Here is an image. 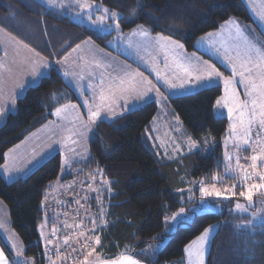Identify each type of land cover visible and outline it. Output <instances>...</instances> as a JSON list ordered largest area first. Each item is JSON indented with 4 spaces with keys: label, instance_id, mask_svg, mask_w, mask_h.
Instances as JSON below:
<instances>
[{
    "label": "trees",
    "instance_id": "trees-1",
    "mask_svg": "<svg viewBox=\"0 0 264 264\" xmlns=\"http://www.w3.org/2000/svg\"><path fill=\"white\" fill-rule=\"evenodd\" d=\"M94 1L121 12L126 19L136 12L141 13L134 23L121 21L122 31L141 24L152 34L163 32L167 36L169 30L175 29L173 39L183 43L188 52L206 58L205 53L194 47L196 40L218 29L230 18L259 28L243 0ZM138 3L142 8L137 7ZM42 5L43 0H0V28L52 63L84 40H92L102 48L118 53L109 45L115 31L110 34L100 32L67 12L63 15L51 10L45 12ZM152 17L159 21V26L152 22ZM48 76L50 78L44 79L40 87L26 88L17 98L16 112L9 113L0 125V164L5 161V152L54 118L52 113L56 107L78 101L73 88L54 66ZM53 93L57 96L55 102ZM222 94V86L215 84L190 94L168 96V103L163 107L180 118L187 137L210 135L220 140L228 120L215 116L214 104ZM159 110L158 104L149 101L122 119L98 122L95 133L89 138L90 158L74 163L71 170L65 172V178H73L72 171L93 176L99 167L104 170L102 177L112 182L111 195H104L109 212L105 220L109 227L97 232L103 247H97L96 251L103 259H115L123 253L147 264L183 263L185 246L205 228L217 224L207 264H264V229L260 224L254 225L252 230L238 227L249 216L226 209L198 214L191 222L180 223L156 259L140 254L157 241L154 237L164 235L165 215L184 205L181 197L186 194L176 192L175 188L183 186L185 178L212 181V177L224 169L220 142L207 156L201 150H195L173 161L159 160L147 134ZM61 160V154L57 152L27 176L13 181H7L0 172V199L8 206L11 227L20 236L25 254L36 259L38 264L46 261L38 233V224L43 217L42 202L49 183L60 176ZM126 246L131 248L130 252L125 251Z\"/></svg>",
    "mask_w": 264,
    "mask_h": 264
},
{
    "label": "snow or ice",
    "instance_id": "snow-or-ice-1",
    "mask_svg": "<svg viewBox=\"0 0 264 264\" xmlns=\"http://www.w3.org/2000/svg\"><path fill=\"white\" fill-rule=\"evenodd\" d=\"M42 6H44L45 12L51 10L57 15H63L67 12L78 19H86L88 24L100 32L110 34L112 31H115L118 34L117 39L121 41L128 39L122 34L121 21L134 23L141 15L140 12H136L126 19L121 12L112 10L101 4H96L94 0H43ZM137 7L142 8V5L138 3ZM77 9L78 11H74ZM256 15L260 21L259 27L261 32H264V6L256 11ZM151 19L156 26H159V21L154 17ZM222 28L228 29L226 37L222 31L209 32L205 36L200 37L194 47H207L210 49L221 59V63L228 67L230 75H225L215 64L201 59L195 53L191 55L186 54L184 51L185 45L179 40L172 38L176 34L175 29L169 30L170 34L167 36L163 32H160L152 37L150 29L144 25L137 24L129 34V36L145 38L144 41L136 45H133L130 39L128 40L127 46L129 48L135 47L138 56L141 48L146 49L149 47L163 54L162 61L155 58L152 60V71L156 73L158 81H163L164 86L169 92L172 90L191 91L196 88H211L217 81H222L224 95L215 100V108L227 109L230 124L228 137L225 138V147L227 149V139L233 138V147L236 149V153H230L228 150L224 152V159L227 161L224 165V175L213 176L212 180L214 183L211 187L202 181L198 182L200 183L198 189L200 199L198 202L193 199L192 195H188L187 203L193 205L192 207H180L171 216L165 215L163 221L165 226L164 235L153 238L154 240H159L160 243L156 245L155 250L149 245L147 250L140 253L141 255H150L153 259H156L159 253L166 247L171 231L180 223H186L189 216L209 214L225 200L231 203L233 197H243L249 202L247 207L239 202L235 203L236 210L248 212L249 208L253 209L246 223L238 225V227L252 230L255 221L260 220V227L264 229V200L259 202V207L252 204L254 194L257 192L264 194V39H261L255 30L241 24L235 18L225 21ZM217 36L221 37L220 41L213 39ZM12 41H15V38H12ZM109 43H112V41H109ZM23 47L28 48V45L24 44ZM80 47L79 44L76 45L73 51H77ZM29 51L32 55L24 58V60H18L19 52L14 51L10 64L0 63V70L9 74L8 78H6L0 73V116L5 113L6 104L11 103L12 107L15 108L18 98L16 89L25 88V85L20 83L19 79L9 86L8 80L14 71L18 74L25 73L31 76L32 86L37 88L40 87L44 79L50 78L47 72L42 71V69L51 68L48 60L41 57V54L34 48L29 49ZM7 55L8 53L5 52V56ZM169 59L172 61L171 65L169 64ZM66 62V57L63 62L60 60L56 61L57 64ZM161 62L164 64L166 71L172 70L171 77L162 74L159 68V63ZM25 64L28 66L25 67ZM93 64L95 68L111 69V72H107V74L102 72L97 77L94 70L88 71L89 82L87 88L93 93L91 99L84 96L85 85L81 83L85 79V70L83 68L80 72H69L67 69L62 70V77L68 81L70 87H74L79 92L83 99L82 107L86 109L84 115L87 116V120H84L83 115L78 113L75 121L71 122H79L78 129H69L72 135L79 138L73 139V144H78L81 140L88 139V133H95L98 121L103 123L109 120L122 119L124 115L132 111L131 103H148L149 101L159 105H166L168 103V97L151 80L144 77L143 73L133 71L127 67H113V65L104 64L99 60H94ZM69 77L73 79L69 80ZM93 81L97 82L94 83ZM237 85L243 86L244 99H241ZM52 99L54 102L57 100L55 93L52 94ZM118 101H122V103H118ZM79 107L81 105L72 104L69 101L60 107H56L52 114L61 118L62 113H67L69 110L75 111ZM176 120L179 122L178 116ZM253 137L255 138L253 139ZM67 139H71V136L67 137ZM52 143L63 144L64 139H56ZM186 143L189 153L202 145H208L206 151L214 148V145L210 143V138L197 141L192 137H187ZM253 144H255V147L252 146ZM244 146H248L253 153L250 157L244 158L251 161L248 165H242L240 163L241 157L238 155V152L242 151ZM179 148L180 146L177 145V152H179ZM70 151L74 155L79 156V161L76 162L87 161L90 158V153L86 148L80 153H77L74 148L70 149ZM13 152L14 149H9L5 152L3 154L5 162L4 164H0V170H2L3 175L6 177H11L13 172L21 171L10 162L9 158L12 157ZM233 158L236 160L235 167L231 163ZM168 159L175 160L176 157L169 156ZM69 165L70 158L63 157L61 160L62 171ZM248 168H251V171H248ZM103 172V169L97 167L93 173V180L97 174L103 176ZM227 179L236 180L237 183L224 188L217 186V182L223 184ZM111 183L104 179L95 188L91 184L88 186L90 191L96 193L95 200L98 212L89 218L93 227L91 229L80 230L79 236L73 241V244L78 245V247L70 245V240L75 236V233H72L71 235L64 236L62 243L57 238V243L53 246L52 250H49L48 245H53L52 238L56 237L57 230L55 228L52 230V238H45L43 232L44 225L40 226V236L45 239L43 255L46 258L47 264H57V261H60L61 264H75L76 260L81 256L83 257L81 264H140V261L133 258V256L123 253L115 259H103L99 254L94 259H90L96 253L97 247H103L101 236L96 233L109 227L105 220L109 212L104 206L103 194L107 192L111 195ZM238 187L240 190L237 192ZM177 191L183 193L184 190L177 189ZM188 191L191 193L192 189ZM91 198L87 195L84 196L85 200ZM45 199H47V196ZM181 199L183 200L184 197L182 196ZM76 203L79 204L80 201L77 200ZM64 227L71 228L72 226L65 224ZM0 229H4L7 232L5 223L0 222ZM216 230L217 226L215 225L205 228L199 236L185 246V251L189 255V264H204V257L207 251L206 246L214 238L212 233ZM89 232L93 233V235H89ZM7 239L10 251L13 254L11 264H35V259L25 256L26 249L15 240L11 233L8 234ZM65 246H70L71 251H62ZM5 251L4 248H0V264H9ZM125 251L130 252L131 248L126 246Z\"/></svg>",
    "mask_w": 264,
    "mask_h": 264
},
{
    "label": "rangeland",
    "instance_id": "rangeland-1",
    "mask_svg": "<svg viewBox=\"0 0 264 264\" xmlns=\"http://www.w3.org/2000/svg\"><path fill=\"white\" fill-rule=\"evenodd\" d=\"M250 8H251V5H250ZM252 17H253V15H252ZM74 18L78 19L77 17H74ZM78 20H81V19H78ZM254 20L257 21L255 18H254ZM85 22H87V20ZM258 23H259V21H258ZM245 25H247V24H245ZM248 27H250V29L255 30V32L260 36V38L264 39V32H261V29H259V28L257 29L253 25L248 26ZM131 31H129L128 33L122 31V34L125 37H127L128 39L121 41V40L117 39V36H116L115 40L112 41L111 46L113 48L118 47L119 52L123 56H125V58L130 60V62H132L133 64H135L136 66H138L142 70L144 69L147 74L149 72L152 76H151V79L150 78H147V79L151 80L152 82L154 80V84L158 88L162 87V89L160 91L162 93H164L167 97L168 96H176L175 94H182L183 91H179V90H172L171 92H169L166 89V87L164 86L163 81H158L156 79V73L152 71V60L155 58V59H158L159 61H162L163 60V54L162 53H160L158 50H154L151 47H149L146 49L141 48L139 56H138L136 54L137 50L135 47L129 48L127 46L129 39L132 41L133 45H136V44L140 43L141 41H144V39H145V38L139 37V36H129ZM223 31H225V30H223ZM225 33L228 34L227 31H225ZM155 35L156 34H154V35L151 34L152 37H154ZM149 39H151V37H149ZM0 46L2 48H8V44L4 40H1V39H0ZM200 48L205 49L204 47H200ZM184 51L188 55L192 54V53H188V51L186 49ZM193 53L197 54L196 52H193ZM158 54L160 55V57H158ZM211 54L213 56L215 55L214 53H211ZM216 57H218V56H216ZM24 58L25 57L22 55L18 57L19 60H24ZM122 60L124 61L123 63H126V64L128 63L127 65H129V62H127L124 59H122ZM220 61H221V59H220ZM108 62H109V60L107 59V63ZM171 63H172V61H171V59H169V64L171 65ZM219 64L222 65L221 63H219ZM114 65L119 66L115 62H114ZM122 65H123V67L128 68V66H126L125 64H122ZM27 66L28 65L25 64V67H27ZM54 66L59 67V65L56 62H54ZM222 66L226 70L228 69V67L226 65H222ZM130 67H132V66H130ZM159 68H160L162 74L167 75L168 77H171L172 70L170 69V70L166 71L164 68V64L162 62L159 63ZM134 69H137V68H134ZM135 71H139V70L137 69ZM176 71H178V70H176ZM47 73H49V72H47ZM144 77H147V76H144ZM152 78H154V79H152ZM137 79H140V78H137ZM240 87H241V89L239 91L240 96H241V99H244L245 98L243 95L244 89H243L242 85H240ZM198 89L199 88H196V90H198ZM164 90H166L167 92H164ZM182 95H186V94H182ZM223 95H224V91H223ZM118 103H122V101H118ZM145 104L146 103H131V107L133 110V109L139 108ZM159 107H160V110H159L158 114L155 116V118L152 120L151 126L147 130V134H148V136L152 142L153 150L155 152L156 157L161 161H173L172 159H168V157L174 156L177 159V158H180L181 156L189 153L188 148H187V143H186L187 136L183 132V126H182V122H181L180 118H179V122H177V120H176L177 115H175L171 112H167V110H165V107H163V105H159ZM117 110H119V109H117ZM7 114L4 116L3 120L7 119ZM214 114L216 117H226L227 118L228 124H227L226 132L222 135L220 140L219 139L217 140L210 135L201 136L199 138H193L194 140H197V141H201L205 138H210V143L214 145V148L209 149L207 151H206V149H208V145H202V146L198 147L197 149H194L193 151L201 150L203 155L207 156L210 153L214 152L217 144L220 142L222 144L223 159H224V152L226 150H228L230 153H236V149L233 147V143H234L233 138L227 139V149L225 147V138L228 137L230 120L228 118L227 109L226 108L216 109L215 104H214ZM3 123H4V121H3ZM49 125H51V124H48L47 127H49ZM52 125H54V124H52ZM52 131H53V129L48 128L47 133L51 134ZM62 138H63L62 136H60L59 138L54 137V140L62 139ZM254 138L255 137H253V139ZM77 139H79V138L77 137ZM84 142H85V139L81 140L80 143L74 144L73 148L77 147L81 152H83L84 151ZM50 145H51V147H48V148H52L53 150H57L60 148H62L63 150L66 148V152H67V149L69 150V148H67L65 146L66 145L65 139H64L63 144L58 145V144H54L51 142ZM177 145L180 146L179 152L176 151ZM252 146L255 147V144H253ZM88 152H89V150H88ZM252 154L253 153H252L251 149L248 146H244L243 150L238 152V155L241 157L240 163L242 165L250 164L251 161L246 160L244 158L250 157ZM52 155L47 156L45 160H47ZM67 157H69L70 159H71V157H73L74 159L73 160L71 159L70 165L67 168H65L63 171H61L58 179H54L49 183L48 188L44 194L43 204H42L43 217H42L40 223L38 224L39 239L42 242L43 246L45 245V239L41 238V236H40V232H41L40 226L42 224L44 225L43 232H44L45 238H51V233H52V230L54 228L57 230L56 234L58 235L59 240H62L63 237L66 235H71L72 233H75V236H73L72 240H70V245L78 247V245L73 244V241L75 240L76 237L79 236L80 230L91 229L93 227L89 218L98 212L97 202L95 200L96 193L90 191L88 186L91 184L92 187L95 188L97 185H99L101 183L102 180H104L106 178H103L102 176L96 175L95 179L93 180V176H91L87 172L79 173L78 171L77 172L72 171V175L74 176L73 178H65V175H66L65 172L68 170H71L73 164L76 163V161H79V156H77V155H72V156L67 155ZM225 163H227V161L224 159V165H225ZM231 163H232L233 167H235V164H236L235 158L232 159ZM258 170H261V169H258ZM248 171H251V168H248ZM222 175H224V169L222 172H218L214 176H222ZM181 178H182L181 179V181H182L183 177L181 176ZM185 179H186V181L184 180V185L179 187V188L176 187L175 191L178 192L177 189H183L184 190L183 194H186V195L183 196L184 197V199H183L184 205L181 207L190 208L193 205L187 204L186 201H187L188 195H192L193 199L197 202L200 199V192L198 190L200 187V183H198V182L202 181L204 184L211 187L212 184L214 183V181L213 180L208 181L207 179H200V178L199 179L185 178ZM106 180H108V179H106ZM257 182H259V181H257ZM234 183H237V181L233 180V179H227L225 181V183H223V184H220L217 182V186L220 188H224L226 186H231ZM69 186H71V187H69ZM189 189H192L191 193H189V191H188ZM239 190H240V188L238 187L237 192ZM178 193H181V192H178ZM105 194H108V193L104 192L103 195H105ZM86 195L89 197H92V198L85 200L84 196H86ZM46 196H47V199H45ZM106 196L107 195H105V197ZM219 199H223V198H219ZM77 200L80 201L79 204L76 203ZM262 200H264V194H262V192H257L253 196L252 204L255 205L256 207H259V202ZM237 202L245 205L246 207L249 203L243 197L237 196V197L232 198L231 203H229L227 200H225L218 207H215L212 210V212H222L223 210L226 209V210H232L233 212L238 213V214H242L244 216L248 215L249 216L248 218H250L251 212L253 211V209L249 208L248 212L238 211L235 209V203H237ZM104 206H105V200H104ZM178 210H176L170 214H167V215L171 216L173 213L177 212ZM193 218H194V216H189L186 223L191 222L193 220ZM186 223H183V224H186ZM244 223H246V222H243V223L241 222L239 225L244 224ZM65 224L71 225L72 227L71 228H65L64 227ZM259 224H260V220H256L254 225H259ZM214 225L217 226V229H218V225L217 224H214ZM210 226H213V225H210ZM176 228L177 227H175L171 231L169 236L176 230ZM216 232H217V230L214 233H212L213 237H214ZM164 233H165V228H164ZM88 234L93 235V233H90V232ZM14 235H16V234H14ZM169 236H168V238H169ZM13 237L25 249V247L23 246L24 244H22V242L20 241V238L17 235L13 236ZM212 240H213V238L210 240V243L206 246L207 251H206L205 257H204V264H207V257H208V253H209V250L211 247ZM56 243H57V241L53 240V245H48V246L53 247ZM159 243H160V241L157 240L153 245H151L152 249L155 250L156 245ZM148 248H149V245L146 247L145 250H147ZM65 249H66V251H71L70 246H65ZM97 254H99V253L96 251V253L93 254V257H91L90 259H94ZM99 255H101V254H99ZM25 256L27 258H33L32 256H28L27 254H25ZM10 258L12 260L13 257H10ZM53 258H55V257H53ZM81 259L83 260L82 256H81ZM81 259L80 258L77 259L75 264H81V261H80ZM35 264H38L36 259H35ZM46 264H47V261H46ZM57 264H61V262L57 261ZM168 264H189V255L185 251L183 263L174 262V263H168Z\"/></svg>",
    "mask_w": 264,
    "mask_h": 264
},
{
    "label": "crops",
    "instance_id": "crops-1",
    "mask_svg": "<svg viewBox=\"0 0 264 264\" xmlns=\"http://www.w3.org/2000/svg\"><path fill=\"white\" fill-rule=\"evenodd\" d=\"M243 1L246 3L250 13L257 20L255 22H256L257 26L259 27L260 21H259L258 16L256 15V11L260 10L261 7L264 6V0H243ZM94 3L101 4V3L95 2V1H94ZM250 5H251V8H250ZM236 20H238V19H236ZM83 21H86V20H83ZM258 21H259V23H258ZM241 24L245 25L242 22H241ZM222 25H224V23ZM222 25L218 29H216L214 31H210V32H221L223 30L228 32V29L222 28ZM247 26H249V25H247ZM135 27L136 26H134L132 29H134ZM132 29L124 31V32L128 33ZM259 29H260V27H259ZM225 31H223V33H224V36L226 37L227 34L225 33ZM206 34H204L202 36H205ZM117 35L118 34L115 32L113 38L110 41L115 40ZM202 36H200V37H202ZM200 37L196 40L195 45L197 44V41L200 39ZM12 38H14L12 35H10L9 33H7L6 31H4L0 28V39L4 40L8 44V48H2L0 46V63H4L6 65L10 64L11 58L14 55V51H18L19 56L22 55L25 58L30 57L32 55V53L29 51V49H32V48H30L29 46H28V48H24L23 47L24 43H17L20 41L17 40L16 38H15V41H12ZM213 39H215L216 41H220L221 37L217 36V37H214ZM79 45L81 46L80 49H78L77 51H73V49L76 47L75 46L64 57H62L60 59V61L63 62L65 57H66L67 62L58 64L59 67H55L54 63H52L50 61H48V62L51 64V67L54 66L60 73H62L63 69H67L69 72H80L81 69L83 68L85 70L84 71L85 79L83 81H81V83L85 85L84 96L86 98L91 99V97L93 95V93L91 91H89L87 88V84L89 82L88 71L94 70L97 77H99L102 72H104L105 74H107V72H111V69L105 70L104 68H95V66L93 64L94 60L102 61L104 64H111V65H113V67H115L114 62L117 63L119 66H122V67H123L122 64H125L131 70L135 71L138 69L139 72L143 73V76H147L146 78L151 79L152 75L149 72L147 74L144 69L142 70L141 68H139L138 66H136L135 64L130 62V60L125 58V56H123L119 52L118 47L113 48L111 46V43H109L110 47L112 49L116 50L118 53H115L111 50H107L105 48H102L101 46H99L98 44H96L92 40H84V41L80 42ZM196 48L198 50H200L201 52L205 53L208 56V58H206L205 56L200 55L198 53L196 54V56L200 57L203 60H208L211 63L215 64L216 66H217L216 63H218V64L221 63L220 58L216 57L217 56L216 54L213 56L211 54L213 52L210 49H208L207 47H204L205 49H202L200 47H196ZM5 52L8 53L7 56H5ZM188 53H193V52H188ZM18 57H17V59H18ZM41 57H42V55H41ZM158 57H160L159 54H158ZM107 59L109 60L108 63H107ZM122 59L129 62V65L132 67L127 65L128 63L127 64L123 63L124 61ZM221 64L225 65L223 63H221ZM134 68H137V69H134ZM217 68H218V66H217ZM42 71L49 72V69H42ZM226 71H228L229 75H230V71L228 69ZM221 72L224 73V71H221ZM0 73H2L6 78H8V76H9V74L3 70H0ZM17 79H19L20 83H23L25 85L24 89H20V88L16 89L17 97L19 98L20 96L23 95L26 88L32 85V83H31L32 77L25 74V73H19L18 74L16 71H14L8 80L9 86H11L13 83H15L17 81ZM71 79H73V78L69 77V80H71ZM152 79H154V78H152ZM66 82L68 83L67 80H66ZM93 82L95 83L97 81H93ZM153 83H154V80H153ZM215 84L221 85L223 88V91H224L222 81H217ZM72 88L78 97V101L77 102H71V103L76 104V105H81V107L77 108L75 111L69 110L67 113H62L61 118H58L54 115V118L52 120L46 122L44 125H42L38 129H36L32 133H30L28 136H26V138H24L20 143L16 144L12 148H10V149H14V152L12 153V157L9 158L10 162L14 165L15 168H18L21 171L13 172L11 174V177H6L3 175L2 170H0L2 176L7 181H13L17 178L27 176L33 170H35L41 163H43L47 156L52 155L54 153L59 152L61 154V158L67 157V155H70V156L74 155L69 150L73 149L74 144L72 143V140L77 139V137L72 135V133L69 131V129H71V128H77L78 129L79 128V122H75V123H71V122L75 121V117L77 116L78 113L83 115L84 120H87V116L84 115L86 112V109L84 107H82L83 99L81 98L79 92L74 87H72ZM237 88H238V91H240V89H241L240 85H237ZM159 89L161 90L162 87H160ZM200 89H202V88H199L198 90H200ZM198 90L192 89L191 91H183L182 94H188V93L190 94V93L196 92ZM164 92H167V91L164 90ZM182 94H175V95L180 96ZM16 102H17V100H16ZM97 102H98V99H97ZM16 110H17V104L15 105V108L12 107L11 103L6 104L4 115L0 116V122L4 119V116L7 113L8 114L13 113V112H16ZM8 114H7V116H8ZM3 121L5 122L6 120H3ZM3 121L0 123V125H2ZM48 124H51V125H49V127H47ZM52 124H54V125H52ZM48 128L53 129L51 134L47 133ZM91 134L92 133H88L89 138H90ZM60 136H62L63 139L66 140L65 146L67 148H69V150L67 149V152H66V148L64 150L62 148L57 149V150H53L52 148H48L49 145L51 144V142L54 140V137L59 138ZM69 136H71V139H67V137H69ZM89 138L85 139L84 149L86 148L87 151L89 150V153H90ZM16 146H19V147H16ZM74 149L76 150L77 153L81 152L77 147ZM71 159L73 160L74 158L71 157ZM0 222L5 223V225L7 227V232H5L4 229H0V248H4L6 250L5 254H6V256H8L9 264H11L12 260L10 257H13V254L10 251V246H9V241L7 239V236L9 233H11L13 236L17 235L19 238H20V236L11 227V218H10V214H9V209H8V206L6 205V203L2 199H0ZM14 234H16V235H14ZM57 238H59V237L56 234V237L52 238V239L54 241H57ZM62 240H60L61 243H62ZM20 241L22 242L21 238H20ZM22 244H23V242H22ZM48 249L52 250L53 247L48 246ZM44 250H45V248H44ZM62 251H66V249L63 248ZM79 258L81 259V257H79ZM80 261L82 262V259ZM45 264H46V261H45Z\"/></svg>",
    "mask_w": 264,
    "mask_h": 264
},
{
    "label": "water",
    "instance_id": "water-1",
    "mask_svg": "<svg viewBox=\"0 0 264 264\" xmlns=\"http://www.w3.org/2000/svg\"><path fill=\"white\" fill-rule=\"evenodd\" d=\"M133 258H135V257H133ZM135 259H136V258H135ZM137 260H138V259H137ZM138 261H140V260H138ZM140 264H147V263L140 261Z\"/></svg>",
    "mask_w": 264,
    "mask_h": 264
}]
</instances>
